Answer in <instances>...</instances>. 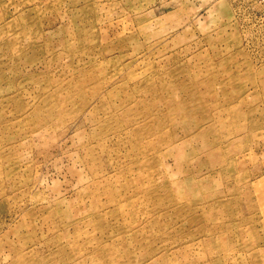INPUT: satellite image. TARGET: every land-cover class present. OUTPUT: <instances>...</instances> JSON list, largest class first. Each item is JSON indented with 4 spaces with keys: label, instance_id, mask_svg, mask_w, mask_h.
Returning <instances> with one entry per match:
<instances>
[{
    "label": "rangeland",
    "instance_id": "rangeland-1",
    "mask_svg": "<svg viewBox=\"0 0 264 264\" xmlns=\"http://www.w3.org/2000/svg\"><path fill=\"white\" fill-rule=\"evenodd\" d=\"M0 264H264V0H0Z\"/></svg>",
    "mask_w": 264,
    "mask_h": 264
}]
</instances>
